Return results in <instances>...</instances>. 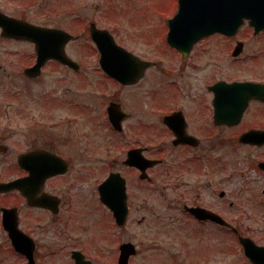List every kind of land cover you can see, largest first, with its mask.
Returning <instances> with one entry per match:
<instances>
[{"label":"flooded vegetation","instance_id":"obj_1","mask_svg":"<svg viewBox=\"0 0 264 264\" xmlns=\"http://www.w3.org/2000/svg\"><path fill=\"white\" fill-rule=\"evenodd\" d=\"M66 1L0 0L1 17L31 25L14 35L8 22H0V90L2 97L9 92L16 98L0 100V184L16 182L0 189L5 240L2 216L12 209L33 241L31 264H119L118 241L95 244L93 232L72 228L98 208L113 218L98 188L118 172L125 179L129 214L147 203L146 185H159L181 225L191 222L194 232H226L236 244L224 246L229 259L235 255L230 262L254 264L241 237L264 247V63L259 77L231 78L233 45L241 41L245 54V39L216 33L183 50L165 37L163 52L145 38L126 45L101 24V16L89 18L87 6ZM39 27L59 30L42 47L56 52L41 53ZM95 29L105 30L101 37L110 59L102 58ZM107 35L128 52L111 48ZM235 81L262 87L234 92L228 85ZM105 163V175L96 180ZM242 194L246 202L240 205ZM40 214L48 218V232L63 237L61 243H39L33 229ZM145 220L144 214L135 216L137 223ZM130 248L127 264H218L211 244ZM15 253L20 264H30L23 252Z\"/></svg>","mask_w":264,"mask_h":264},{"label":"rangeland","instance_id":"obj_2","mask_svg":"<svg viewBox=\"0 0 264 264\" xmlns=\"http://www.w3.org/2000/svg\"><path fill=\"white\" fill-rule=\"evenodd\" d=\"M67 3L76 6H87L86 14L90 17L100 18L101 24L110 28L116 37L126 45H133L138 40L135 38H145L146 41L158 44L159 51L163 52L162 39L168 32V21L177 11V0H67ZM54 4H64L63 0H54ZM74 14V13H72ZM80 14V13H75ZM85 15V14H84ZM252 28L247 24L243 25L235 37L246 40V51L239 59L232 58L230 65L227 64V75L231 78L259 77L257 69L259 64L264 63V33L252 35ZM216 37L212 36L211 43L215 65H221ZM138 42H141L139 40ZM143 42V41H142ZM161 42V43H160ZM233 42V40H232ZM215 43V45H213ZM10 49L11 46L9 45ZM215 49V50H214ZM160 54V53H159ZM237 56V57H238ZM264 68V66H262ZM42 90V87H41ZM0 90V100L16 101L13 94L6 93V98L2 97ZM234 149V148H233ZM231 151L232 148H227ZM233 154V152H232ZM107 163L101 169L98 178L105 175ZM222 187V185H220ZM86 189V185L84 186ZM90 188V185L87 186ZM160 186L146 185L144 192L146 202L139 210L135 208L129 214L128 222L123 228H116L108 210L98 208L97 214L93 217L88 214L80 224L73 223L74 230L80 232H93L97 238L95 244H113L131 241L135 244H211L215 246V260L218 264H230L235 255L231 254V259L226 255L225 245H236L230 241L226 232H194L195 226L190 222L181 225L175 205L169 207L160 193ZM89 192V191H88ZM240 205L246 202L245 194L239 195ZM136 202V201H135ZM136 207V205H135ZM146 216L143 224H137L135 216ZM47 217L40 214L39 223L33 229L34 235L39 239V243L49 246L62 242L63 237L48 232L49 226ZM28 226L33 225V221H27ZM26 222H24V225ZM264 226V220L262 223ZM107 232H113L109 236ZM44 250H47L46 248ZM231 260V262H230ZM45 261H49L48 258ZM0 264H20V259L5 240L4 233L0 226ZM232 264V263H231ZM245 264V263H243Z\"/></svg>","mask_w":264,"mask_h":264},{"label":"water","instance_id":"obj_3","mask_svg":"<svg viewBox=\"0 0 264 264\" xmlns=\"http://www.w3.org/2000/svg\"><path fill=\"white\" fill-rule=\"evenodd\" d=\"M245 20L254 27L255 32L264 28V0H178L177 12L168 21L169 31L167 38L171 45L186 50L199 38L214 32L233 35ZM1 21L4 23L8 22L11 33L14 35H20L23 30L31 26L26 22L14 18H7L5 16H0V22ZM58 32L59 30L39 27L41 53L49 55L56 52V50L43 49L42 47L50 45L49 39L58 37ZM102 33L105 34V30L95 29L92 32V37L102 53V58L106 60L111 58L112 51L102 39ZM107 36L110 38L111 48H116L122 53L126 52L111 41L110 35ZM239 52L240 47H236L233 54L237 55ZM228 86L231 87L232 91L237 92H241L242 89L246 88L248 92H253L260 90V87H262L260 84L249 82H234ZM147 165L149 164L145 166ZM145 166H143L142 169H144ZM10 184L15 185V182L2 184L0 188L7 187ZM99 192L101 200L113 211L117 224L123 225L128 213L124 179L119 173H111L109 177L100 184ZM212 218L217 221H222L221 217L218 215H212ZM3 225L8 230L9 237L15 249L23 252L28 257L29 263L31 264L33 260L32 239L17 228L16 219H14V217L12 219L8 213L4 214ZM241 241L245 245L246 250L253 253V261L256 264H264V258L261 257V254L264 253V248L250 243L247 239L241 238ZM122 246L121 259H123V261L120 264H126V257L131 252V249L128 248L131 247V243H123Z\"/></svg>","mask_w":264,"mask_h":264}]
</instances>
